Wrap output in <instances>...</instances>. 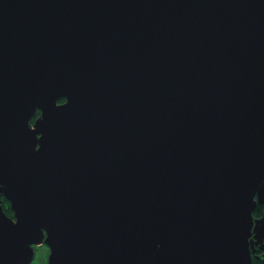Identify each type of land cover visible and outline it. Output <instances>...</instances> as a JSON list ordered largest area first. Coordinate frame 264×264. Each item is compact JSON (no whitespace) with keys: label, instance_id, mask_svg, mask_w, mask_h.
Masks as SVG:
<instances>
[{"label":"water","instance_id":"water-1","mask_svg":"<svg viewBox=\"0 0 264 264\" xmlns=\"http://www.w3.org/2000/svg\"><path fill=\"white\" fill-rule=\"evenodd\" d=\"M258 205L264 0H0V264H253Z\"/></svg>","mask_w":264,"mask_h":264},{"label":"trees","instance_id":"trees-1","mask_svg":"<svg viewBox=\"0 0 264 264\" xmlns=\"http://www.w3.org/2000/svg\"><path fill=\"white\" fill-rule=\"evenodd\" d=\"M39 115L40 114H38V116ZM34 122H35V120L32 121V123H34ZM2 207H3V210L7 216H9V217L13 216V212L11 210L10 203L4 198L2 199ZM263 212H264V207L258 205L256 210L253 213L254 218L255 219L261 218L263 215ZM262 255H263V252L257 247L255 253L252 254L253 264H264Z\"/></svg>","mask_w":264,"mask_h":264},{"label":"rangeland","instance_id":"rangeland-1","mask_svg":"<svg viewBox=\"0 0 264 264\" xmlns=\"http://www.w3.org/2000/svg\"><path fill=\"white\" fill-rule=\"evenodd\" d=\"M49 249L47 246L37 248L36 256L32 264H48Z\"/></svg>","mask_w":264,"mask_h":264},{"label":"flooded vegetation","instance_id":"flooded-vegetation-1","mask_svg":"<svg viewBox=\"0 0 264 264\" xmlns=\"http://www.w3.org/2000/svg\"><path fill=\"white\" fill-rule=\"evenodd\" d=\"M11 218H13V216H12ZM42 246H45V247H46V245H42ZM39 247H40V246H39ZM39 247H35L36 252H37V248H39ZM47 248H48V247H47ZM49 254H50V251H49Z\"/></svg>","mask_w":264,"mask_h":264}]
</instances>
